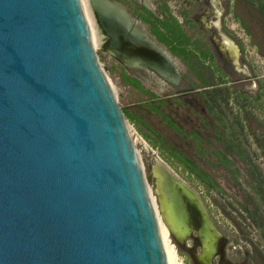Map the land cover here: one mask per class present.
<instances>
[{"label": "water", "instance_id": "1", "mask_svg": "<svg viewBox=\"0 0 264 264\" xmlns=\"http://www.w3.org/2000/svg\"><path fill=\"white\" fill-rule=\"evenodd\" d=\"M102 52L141 81L192 90L182 64L113 0H86ZM82 0H0V264H168L127 119ZM225 40L218 46L225 47ZM165 226L227 264L197 192L153 166Z\"/></svg>", "mask_w": 264, "mask_h": 264}, {"label": "trees", "instance_id": "2", "mask_svg": "<svg viewBox=\"0 0 264 264\" xmlns=\"http://www.w3.org/2000/svg\"><path fill=\"white\" fill-rule=\"evenodd\" d=\"M258 1L263 13L264 0ZM158 39L183 64V78L197 90L204 111L197 110L178 93H155L114 64V70L120 67L122 82L143 96L139 111L154 115L175 141L154 129L144 116L122 108L125 118L167 162L193 175L204 190L229 196L231 201L223 198L220 208L234 209L235 216L231 210L225 215L238 229V219L248 221L264 238V125L255 112L260 96L237 85L202 39L180 30L170 38ZM252 120L258 122V127L252 128ZM252 145L259 150V162L249 154ZM217 170L223 171L222 179L214 175Z\"/></svg>", "mask_w": 264, "mask_h": 264}, {"label": "rangeland", "instance_id": "3", "mask_svg": "<svg viewBox=\"0 0 264 264\" xmlns=\"http://www.w3.org/2000/svg\"><path fill=\"white\" fill-rule=\"evenodd\" d=\"M249 1L231 0L230 12L225 16L226 27L231 30V33L236 38L242 41L243 58L240 55L238 46L232 41L224 48L225 53L222 52L227 59L225 60L220 58L219 61L221 66L233 78L245 82L243 85L250 94H258L260 96L258 101L255 103V112L260 120L259 122H262L261 125H264V12L262 13L260 11V4L258 0ZM251 1L254 3L252 4ZM221 35L223 36V33ZM92 36L94 43L97 44L96 41H98V38H96L97 36L95 32L92 33ZM216 42L213 47L214 49L219 50L218 46L222 45V42L220 43L218 40ZM96 52L101 65L106 67V76L110 85L114 89L121 108L127 109L132 113L139 114L140 116H144L154 129L169 140L175 141L172 133L166 130L154 115L147 116L145 111H139L143 105V96L122 82L119 75L120 67H117L115 70L112 68V65L115 63L106 53L101 51L99 43L96 45ZM115 65L119 64L116 63ZM167 89V87H163L162 90H156V92L164 93ZM185 100L197 110L201 111L204 109L202 100L195 92L189 93ZM127 123L134 148L144 172L150 197L152 198V202L156 210L160 230L166 234V243L172 252L173 264H200L196 255L200 254L201 249L195 242V232H193L191 236L186 237L183 243L180 244L175 240L165 226L159 205L158 193L156 191V180L153 174V166L156 161H160L168 165L180 178H182L197 192L212 221L222 233L223 253L227 260V264H264V238L258 229L253 225H250L248 221L244 223L241 219L237 220V222L241 224V227L238 229L236 225L227 219L225 215V212H229L231 210V214L235 216L233 212L234 209L229 207L230 209L228 208L225 211H222L220 208V205L224 202L223 198L228 201H231V198L227 195L221 197L220 194L215 191L207 192L204 190L193 175L183 171L181 167H178L175 164L171 165L167 162L164 157H162V154L159 153L158 149L152 147L140 135L132 123L128 122V120ZM251 126L252 128L258 127V122L252 120ZM249 154H253V157L258 162L260 161L257 155L259 154V150H257L254 145L249 148ZM222 174V170L214 172L217 179H222ZM216 201H218L219 204H216ZM233 206L236 208V204ZM240 213L245 215L242 211H240ZM243 235L247 236L250 241L248 242L244 240L242 237ZM220 259V254H217L213 258L212 263L219 264Z\"/></svg>", "mask_w": 264, "mask_h": 264}, {"label": "flooded vegetation", "instance_id": "4", "mask_svg": "<svg viewBox=\"0 0 264 264\" xmlns=\"http://www.w3.org/2000/svg\"><path fill=\"white\" fill-rule=\"evenodd\" d=\"M113 1H116L117 3L124 6L126 10L130 13L133 22L140 28V30L146 33L150 38L162 44L166 49L167 47L161 41H159L158 36H163V37L165 36L167 38H170V36H172L175 33V31L180 30L182 33H185L189 36L198 37L202 39L204 43H206L208 48H210L211 52L213 53L216 59V62L220 65V67H222L219 61L220 58H223L225 60L227 58L222 52H220V50L214 49L213 46H215L217 40L220 43L221 42L223 43L225 40L233 41L238 46L240 55L243 58V52L241 49V45H243L242 41L240 39L236 40L232 36L233 34L231 33V30H229L225 25V16L230 12L231 0H113ZM220 32L223 33V36L221 35L222 33ZM167 51L172 56H174L168 49ZM119 66H121L130 76L139 80L140 83H142L145 87L147 88L152 87L154 90L152 88L150 89L155 93H157L156 90H162L163 87H166V86L162 87L160 85H154L152 83L141 81L139 78L132 75L122 65L119 64ZM222 69L225 72H227L223 67ZM184 72H185V68L183 66V71H181L182 76ZM229 76L232 77L230 74ZM233 79L235 80V83L237 85L243 87V89H246L245 86L243 85L245 82L239 81L238 79L235 78ZM167 88H168L167 91L164 93H173V91L169 87ZM132 89L136 91V89L134 88ZM191 92H195L198 95L197 90H193V89L178 94H180L182 98L186 99L187 95ZM157 94H163V93H157ZM201 111H204V109Z\"/></svg>", "mask_w": 264, "mask_h": 264}, {"label": "bare ground", "instance_id": "5", "mask_svg": "<svg viewBox=\"0 0 264 264\" xmlns=\"http://www.w3.org/2000/svg\"><path fill=\"white\" fill-rule=\"evenodd\" d=\"M82 3L85 4L84 9H85L86 15H87V17L89 19L90 24H92V26H91L92 27V33L95 32V34H96V31H94L95 30L94 29V22H93L91 14H90L89 8L87 6L86 0L85 1L82 0ZM84 4H83V6H84ZM92 38H93V36H92ZM159 228H160V224H159ZM160 234H161L162 241H163V244H164L166 257H167V262H168V264H173V262H172V252H171L170 248H168L167 243H166V234L162 230H160Z\"/></svg>", "mask_w": 264, "mask_h": 264}]
</instances>
